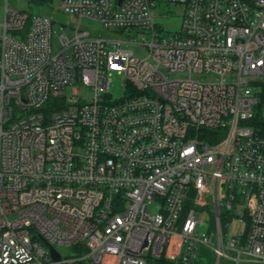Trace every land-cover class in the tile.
Returning <instances> with one entry per match:
<instances>
[{
  "label": "built area",
  "instance_id": "built-area-1",
  "mask_svg": "<svg viewBox=\"0 0 264 264\" xmlns=\"http://www.w3.org/2000/svg\"><path fill=\"white\" fill-rule=\"evenodd\" d=\"M58 2L0 20V264H264V0Z\"/></svg>",
  "mask_w": 264,
  "mask_h": 264
},
{
  "label": "rangeland",
  "instance_id": "rangeland-1",
  "mask_svg": "<svg viewBox=\"0 0 264 264\" xmlns=\"http://www.w3.org/2000/svg\"><path fill=\"white\" fill-rule=\"evenodd\" d=\"M6 4H8L11 7L17 8L19 10H25L30 13L52 17L54 21V29H55L54 32L55 45H57L58 42L57 39L59 35L63 33H68L69 35L72 34V30L69 26L73 24L74 18L71 15L60 10L58 0H54L53 2L50 3H40L36 0H0V20L4 19ZM164 9L170 10L169 11L170 15L167 18H157L156 20L160 21V23H163L164 27L170 29L171 31L179 29L183 17L182 13L184 7L182 5L169 3L164 5ZM66 25L68 27H66ZM83 26L86 28L92 27L93 34L114 35L113 33L114 31L112 29L110 30L105 29L100 23H96L90 20H84ZM134 52L137 56L144 57L148 54V49L145 46H134ZM122 81H123V76L115 73L113 77V86H112V91L115 97H120L123 94ZM81 91L85 96H88L91 93V90L88 87H82ZM257 106L264 107V96L259 97V103ZM200 218H201V222L199 224L198 230L200 232H203L206 230V225H207L206 215L201 214ZM57 248L63 254L70 252V249L67 246H57ZM204 258L215 260L214 255L210 253L204 255ZM225 261H226L225 259L222 260V262Z\"/></svg>",
  "mask_w": 264,
  "mask_h": 264
},
{
  "label": "trees",
  "instance_id": "trees-1",
  "mask_svg": "<svg viewBox=\"0 0 264 264\" xmlns=\"http://www.w3.org/2000/svg\"><path fill=\"white\" fill-rule=\"evenodd\" d=\"M36 1L40 3H50L53 2L54 0H36ZM252 123L258 130L264 132V107L260 106L257 108ZM211 222H213V218L211 219ZM250 264H256V263H250Z\"/></svg>",
  "mask_w": 264,
  "mask_h": 264
},
{
  "label": "water",
  "instance_id": "water-1",
  "mask_svg": "<svg viewBox=\"0 0 264 264\" xmlns=\"http://www.w3.org/2000/svg\"><path fill=\"white\" fill-rule=\"evenodd\" d=\"M122 2V0H118V4H120ZM53 250V254L59 258V255L57 254V252L52 248Z\"/></svg>",
  "mask_w": 264,
  "mask_h": 264
}]
</instances>
